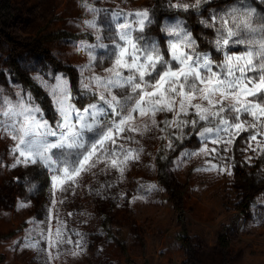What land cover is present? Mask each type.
Returning a JSON list of instances; mask_svg holds the SVG:
<instances>
[{"label": "rangeland", "instance_id": "1", "mask_svg": "<svg viewBox=\"0 0 264 264\" xmlns=\"http://www.w3.org/2000/svg\"><path fill=\"white\" fill-rule=\"evenodd\" d=\"M247 2L258 12L264 9L261 0ZM232 3L210 0L197 15L169 7V0H0V96L15 99L19 90L31 94L43 119L53 125L59 117L37 77L50 84L55 76L66 78L71 103L78 109L98 103L95 95L80 87L90 73L82 76L88 57L77 49L80 44H97L95 31L85 23L94 21L108 45L95 49V74L104 75L111 66L116 25L122 22L113 17L118 11L148 9L153 22L144 35L162 50L168 37L160 29L183 20L197 39L198 51L220 61L222 56L210 43L215 30L199 20ZM77 91L89 93L92 99L82 100ZM194 118L191 113L182 117ZM172 119L173 113H157L159 127L144 135L126 133L134 140L117 142L139 154L138 160L128 162L123 175L99 164L67 191L59 184L53 189L51 173L42 165L13 168L14 142L0 135V264H264V153L247 147L253 130L239 133L227 152L221 144L218 153L188 158L182 154L199 151L201 138L196 129L185 128L182 135L180 129L166 127L164 122ZM146 120L137 117L138 124ZM210 164L226 171H196ZM150 185L156 187L149 190ZM177 203L189 247L179 240ZM57 227L71 243L48 248ZM219 236L227 240L226 249L219 245Z\"/></svg>", "mask_w": 264, "mask_h": 264}, {"label": "snow or ice", "instance_id": "2", "mask_svg": "<svg viewBox=\"0 0 264 264\" xmlns=\"http://www.w3.org/2000/svg\"><path fill=\"white\" fill-rule=\"evenodd\" d=\"M209 2L169 0V7L202 15V4ZM86 9L96 14L91 6L86 5ZM113 17L122 22L116 25L111 40V66L104 69V75L95 74V49H106L108 45L102 42L94 21L85 23L95 31L97 44H80L77 49L86 51L88 57L82 76L90 73L81 79L80 87L95 95L98 103L83 110L76 108L71 103L67 79L59 75L51 84L37 77L48 90L59 117L54 125L43 119V111L31 94L19 90L15 99L0 96V135L14 142L13 168L21 164L42 165L51 173L53 189L59 184L62 191L73 187L83 173L99 164L123 175L128 162L138 160L139 154L117 142L134 140L126 133L144 135L159 127L156 115L160 112L173 113V119L165 121V126L180 129L182 135L185 128L197 130L203 146L197 152L183 153L185 157L218 153L221 144L227 152L239 133L249 129L253 134L248 137L247 147L264 153V9L258 12L247 0H233L228 8L214 10L208 18L199 20L204 27L215 30L210 43L222 56L220 61L198 51L197 39L183 20L165 23L160 29L168 37L167 47L162 50L159 43L144 35L153 22L148 9L118 11ZM233 46L244 50L229 51ZM190 113L196 118L182 119ZM137 117L148 120L138 124ZM201 122L214 126H203ZM209 143L217 147L209 149ZM168 147H172L171 142ZM196 171L226 170L210 164ZM155 187L150 185L149 190ZM62 243L71 241L65 240L62 228L57 227L55 240L47 241L48 248ZM49 258H54L51 252Z\"/></svg>", "mask_w": 264, "mask_h": 264}, {"label": "trees", "instance_id": "3", "mask_svg": "<svg viewBox=\"0 0 264 264\" xmlns=\"http://www.w3.org/2000/svg\"><path fill=\"white\" fill-rule=\"evenodd\" d=\"M34 89V88H33ZM77 93V97H79V98H83L82 100H88V99H92V97H90L91 95H89V93H87V92H84V91H77L76 92ZM76 98V97H75ZM76 99H78V98H76ZM176 210H177V212H178V215H177V218H178V220H179V222H180V224H181V228H182V230H181V235L179 236V240L181 241V243L184 245V246H186V247H189V243H188V237H187V235H186V233H185V226H184V221H183V218H182V211H181V209H180V204L179 203H177V207H176ZM218 243H219V245L223 248V249H226L227 247H228V242H227V240L225 239V237H223V236H219V238H218ZM187 249H189V248H187Z\"/></svg>", "mask_w": 264, "mask_h": 264}]
</instances>
